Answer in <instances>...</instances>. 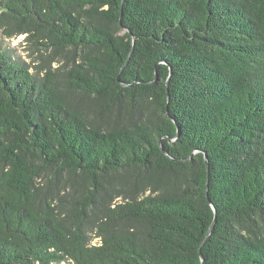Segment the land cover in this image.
<instances>
[{
	"label": "trees",
	"instance_id": "1",
	"mask_svg": "<svg viewBox=\"0 0 264 264\" xmlns=\"http://www.w3.org/2000/svg\"><path fill=\"white\" fill-rule=\"evenodd\" d=\"M0 9V264H264V0Z\"/></svg>",
	"mask_w": 264,
	"mask_h": 264
},
{
	"label": "rangeland",
	"instance_id": "2",
	"mask_svg": "<svg viewBox=\"0 0 264 264\" xmlns=\"http://www.w3.org/2000/svg\"><path fill=\"white\" fill-rule=\"evenodd\" d=\"M2 0H0L1 2ZM1 14V9H0ZM0 48L7 49L15 60L25 62L30 71L41 76L45 75L48 70L58 71L65 66L70 67L72 63L67 64L62 56H53L52 50H46L43 47H36L27 41L26 36L13 37L7 39L4 37L3 28L0 27ZM65 67V68H66ZM67 67V68H68ZM98 243L97 240L94 244Z\"/></svg>",
	"mask_w": 264,
	"mask_h": 264
},
{
	"label": "water",
	"instance_id": "3",
	"mask_svg": "<svg viewBox=\"0 0 264 264\" xmlns=\"http://www.w3.org/2000/svg\"><path fill=\"white\" fill-rule=\"evenodd\" d=\"M205 161H206V165H207V168H208V172H209V162H208V157H206L205 156ZM208 184H209V182H208ZM216 224V219H215V222H214V224H213V226H212V229L214 228V225ZM210 235V234H209ZM209 237V236H208Z\"/></svg>",
	"mask_w": 264,
	"mask_h": 264
}]
</instances>
